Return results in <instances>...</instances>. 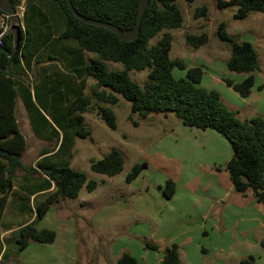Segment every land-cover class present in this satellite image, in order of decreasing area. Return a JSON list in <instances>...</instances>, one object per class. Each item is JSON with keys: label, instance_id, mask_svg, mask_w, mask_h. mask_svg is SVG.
<instances>
[{"label": "rangeland", "instance_id": "rangeland-1", "mask_svg": "<svg viewBox=\"0 0 264 264\" xmlns=\"http://www.w3.org/2000/svg\"><path fill=\"white\" fill-rule=\"evenodd\" d=\"M176 4L184 22L178 30L165 31L173 35L171 60H182L187 68H201L200 86L217 91L241 121L256 116L264 118V14L252 13L244 20H237L234 18L237 7L219 9L215 0H177ZM203 6L208 8V14L195 18L196 10ZM17 9L23 21L25 1ZM222 22L231 38L250 42L258 52L261 69L253 74L255 85L247 98L225 83L226 79L240 83L249 75L229 70L231 49L216 35ZM163 33L152 39L150 45L156 44ZM201 33H207L209 40L200 49L186 43L187 34ZM84 53L86 65L96 59L95 54ZM105 67L108 72L124 71V65L119 63L105 62ZM172 74L175 79L186 78V70L176 68ZM148 76V70L129 72L131 81L141 88L148 82ZM82 78L85 93L91 97L88 112L82 114L83 125L91 134L84 138L69 135L73 141L76 137L75 146L69 152V166L75 172L86 174L87 183L79 199L67 200L71 202L70 209L63 207L68 206L64 202L60 204L63 208L51 206L44 213L39 226L58 233L55 243L32 241L26 250L17 252L14 238L4 239L12 260L17 264H118L120 257L128 253L137 264H160L165 249L177 244L180 264H240L250 257L254 258V264H264V205L258 204L251 192L243 197L234 191L226 168L233 149L225 137L215 130L185 126L173 113L141 117L132 113L131 103L119 94H115L119 99L117 105H101L110 108L116 116L117 129L112 130L98 115L99 105L93 97L97 80L88 75ZM98 89L111 93L108 88ZM41 114L44 117L40 118L47 119L44 124L40 121L44 119L26 108L20 107L16 115L30 153L40 145L53 149L56 141L52 136L47 143L40 142L46 139L47 133L37 138L28 128L27 120L35 132L47 131L44 125L51 124L58 128L62 139L66 135L64 124L49 110L42 108ZM51 125L48 127L52 130ZM66 143L68 147V139ZM114 150L123 154V171L114 177L92 172L90 161H99ZM25 165L34 171L27 160ZM41 166L45 165L41 163ZM136 167H140L137 176L128 182ZM18 173L15 182L19 184L24 172ZM169 179L176 185L172 199H166L162 190ZM93 182L97 186L89 192L88 184ZM11 215L9 208L6 219ZM28 220L29 215L17 214L10 227H21ZM72 222L76 232L68 235ZM146 242L158 246L159 250L146 249ZM0 263L7 261L2 259Z\"/></svg>", "mask_w": 264, "mask_h": 264}, {"label": "trees", "instance_id": "trees-1", "mask_svg": "<svg viewBox=\"0 0 264 264\" xmlns=\"http://www.w3.org/2000/svg\"><path fill=\"white\" fill-rule=\"evenodd\" d=\"M22 1L10 0V3L12 7L17 8ZM71 1L75 10L84 17L111 23L122 31H128L137 23L141 0ZM176 1L150 0L140 26V33L130 42H122L108 29L80 21L70 11L66 0H50L58 7L59 21L53 10L46 5L41 4L42 7L45 6L44 12L36 6L30 8L27 4L23 15L24 29L16 34L8 30L3 37V50H0V227L17 172L26 169L22 157L27 143L16 119L18 87L15 78L17 75L13 73V68L21 64V61L28 66L29 60L41 53V48L48 44L56 30L63 40L76 42L82 51L96 55L91 64L82 65L76 70V74L80 78L88 75L97 80L93 97L99 105V117L109 128L117 129L116 116L110 108L101 105H117L119 99L115 94H119L131 103L132 113L141 117L173 113L185 126L215 130L225 137L233 149V156L226 168L235 191L243 197L251 192L255 201L264 205V118L256 116L241 121L237 114L223 103L217 91H209L200 86L203 77L201 68H187L182 60H171L173 35L165 31L178 30L182 28L184 22ZM215 2L219 9L237 7L234 15L237 20H244L252 13L264 14V0H215ZM3 14L5 13L0 8V17ZM207 14L208 8L203 6L196 10L195 18L205 17ZM2 31L0 28V33ZM162 32H164L162 38L151 46V40ZM216 35L231 49V57L227 64L229 70L249 75L240 83L226 79V85L243 98L249 97L255 85L253 74L261 69L255 47L250 42H237L231 38L224 22L218 25ZM185 38L186 43L194 49H200L209 40L207 33L187 34ZM105 62L123 64L124 71L108 72ZM176 68L186 70V78L175 79L172 72ZM145 70L149 71L148 82L141 88L131 81L129 72ZM102 87L110 89L111 93L98 89ZM259 89L262 90L263 86ZM90 105L91 97L87 95L77 97L70 105V111L80 114L77 127L76 125L74 127V134L77 137L84 138L91 134L83 125L82 117V114L88 112ZM134 125L138 126V123L134 122ZM64 140H67L66 135L58 151L62 149ZM90 163L92 172L114 177L123 171L125 160L119 150H114L103 159L91 160ZM37 168L47 176L42 190H49L53 185L55 188L38 206L35 220L17 230V252L25 250L32 241L41 244L54 243L56 232L37 228L38 221L51 206L66 199H77L87 183V175L73 171L69 163L49 167L41 166L39 163ZM139 169L140 167H136L132 171L128 176V182L133 181ZM96 186L97 184L93 182L88 184L87 189L91 192ZM175 188V182L169 179L162 188L166 199L173 198ZM145 247L154 251L159 250L158 246L147 242ZM262 247L264 249V244ZM11 258L8 254L2 257L7 262ZM136 263V259L128 253H124L118 260V264ZM160 264H180V248L177 244L165 249ZM240 264H254V258L242 260Z\"/></svg>", "mask_w": 264, "mask_h": 264}, {"label": "crops", "instance_id": "crops-1", "mask_svg": "<svg viewBox=\"0 0 264 264\" xmlns=\"http://www.w3.org/2000/svg\"><path fill=\"white\" fill-rule=\"evenodd\" d=\"M23 1H25V9L28 4L30 8L36 6L41 10H43L44 12H46V9L44 8L45 6L42 7L41 4L46 5L49 9L53 10L54 15L57 17L59 21L60 12L58 10V7L56 5H53L50 2V0H29V1L23 0ZM54 22L56 23L57 20H55ZM2 23H3V19L0 18V28L2 27ZM50 24L53 25L52 22ZM59 36H60L59 31L58 30L54 31L48 44L43 48H41L42 49L41 53L35 55L29 60L28 66L21 61V64H18L15 68H13V73L17 75L15 78L18 87L16 115L19 114L20 107L26 108L28 112H35V115H37L39 119H44L45 121L40 120L41 123L44 124L47 119L40 118V116L44 117L41 114V109L43 108L49 110L59 123L64 124L65 126L64 130L67 133L66 139H68L69 145L67 147V143L65 145L66 140H64L62 149L58 151L62 140L65 138V135L62 139L58 128L51 124L50 125L52 127V130H54L53 134L49 133L52 132V130L48 127L50 125H44L46 126L45 128H47V131L44 129H40L38 130V132H35L31 124H29L27 120L28 128L32 130L33 134L37 138L42 136L43 135L42 133L44 132L47 133L46 139L43 138L40 140V142L47 143V140L50 141L51 137L53 136L52 139H54L53 141H56L55 142L56 144L53 148L54 150L47 148L45 145L42 146L39 144L40 145L39 149H34L30 153L29 143L27 138L25 137L27 145H26V150L22 157V162L24 167L26 168L25 161L27 160V162L33 165L32 168L34 169V171H29L28 169L20 170L24 172V174L21 177V179H19L20 181L19 184L15 182L13 191L8 199V203L5 212L3 214L1 227H0V239H1L0 260H2L4 254L9 253L8 248L4 243V239L13 237L14 242L16 243L17 230L20 227L18 228L10 227L14 225V222L11 223V220L13 218H17V214H21V215L30 216V220H28L25 224L33 222L37 217L38 206L42 204L46 199V197L54 191L55 188L54 185L49 190H45V191L42 190V186L45 184L47 176L43 174L34 165L37 166L39 163H43L45 165L44 167H49L54 164L56 165L62 163L70 164L71 155L69 154V152L75 146L74 141L76 137H74V141H73L72 136L75 135L74 127L77 124L76 116L78 115V113L71 112L69 108L71 103L77 97L82 96V94L86 95L83 85L84 84L83 78L77 76L76 70L88 62L84 51L80 49V47L77 45L76 42H72L70 40H63ZM40 57H42V59H40ZM26 103H28V105ZM38 112L40 113L38 114ZM84 115L85 114H83V116ZM35 119L39 120L38 118ZM20 130L22 131L21 128ZM18 176L19 173L17 172V177L15 181H17ZM77 199H79V197ZM67 200H72V199H66L60 202L59 204L53 206L57 208L64 207L70 209L71 202L68 203ZM64 202H67L68 204L67 207L60 206V204ZM9 208L12 211V215L9 219H6L5 217L6 212ZM42 220L43 218H41L38 221L37 227L39 229H48L46 227L39 226ZM75 232H76L75 225L72 222L71 228L69 231L66 232V234L68 235L71 233L74 234ZM58 236H59L58 233H56V240H58ZM180 263H181V254H180Z\"/></svg>", "mask_w": 264, "mask_h": 264}, {"label": "water", "instance_id": "water-1", "mask_svg": "<svg viewBox=\"0 0 264 264\" xmlns=\"http://www.w3.org/2000/svg\"><path fill=\"white\" fill-rule=\"evenodd\" d=\"M66 2L68 5V8L72 12V14L76 18H78L80 21H82L88 25H93V26L108 29V30L114 32L122 42H130V41L135 40L140 33V26H141V23L143 21V18H144V15H145V12H146V9L149 5L150 0H141L140 1L137 23L133 29L128 30V31H122L119 27H117L111 23H106V22L86 18L83 15L79 14L75 10L71 0H66ZM0 8L9 17L8 30L13 31L15 34L21 32V30L23 29V22H22V18H21V15H20L18 9L11 6L10 0H1ZM0 50H3V48L1 46H0ZM10 55H12V54H10ZM0 264H2V263H0ZM6 264H17V262L14 260H10Z\"/></svg>", "mask_w": 264, "mask_h": 264}, {"label": "built area", "instance_id": "built-area-1", "mask_svg": "<svg viewBox=\"0 0 264 264\" xmlns=\"http://www.w3.org/2000/svg\"><path fill=\"white\" fill-rule=\"evenodd\" d=\"M1 18L3 19V23H2V27H1V29L3 31L0 33V46L2 47L3 46V37H4L5 33L8 31V20H9V17H8L7 14H3L1 16Z\"/></svg>", "mask_w": 264, "mask_h": 264}]
</instances>
